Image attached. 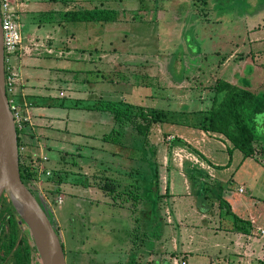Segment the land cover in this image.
I'll return each mask as SVG.
<instances>
[{
    "label": "rangeland",
    "instance_id": "374dc122",
    "mask_svg": "<svg viewBox=\"0 0 264 264\" xmlns=\"http://www.w3.org/2000/svg\"><path fill=\"white\" fill-rule=\"evenodd\" d=\"M12 1V7L18 9V14L14 12L15 27L21 39L8 55L15 69L22 67L25 57L33 55H80V65L85 68L81 70L80 90L86 93L91 88L89 84H94L88 83L93 73L87 70L91 64L87 56L95 55L96 90L106 89L107 97L120 98L99 100L97 105L103 111L79 112L88 115L85 117H89V130L96 136L90 141L93 149L85 150L88 162L80 170L68 163L62 168L55 167L54 172L59 175L52 180L32 181L35 174L32 164L39 150L38 146L29 149L31 144L23 142L27 146L25 157L21 155L22 163L27 167L31 164L28 171L32 175L25 184L36 192L43 210L58 229L66 264H126L131 250L140 254L141 261L149 254L143 264L151 263L156 252L152 258L150 250L158 245L151 240L155 232V238L162 241L159 242L162 250H172L177 242L172 231H176L178 224L174 223L168 186L172 176L177 182L181 178L173 170L183 168L196 183L192 200L194 205L201 206L203 159L184 140L174 135L166 138L165 124L155 122L144 137L127 120L119 127L109 108L121 111L130 108L135 112L141 108L151 113L159 100L158 108L165 112L166 120L194 126L202 123L203 108L209 106L219 79L228 78L235 88L251 92L241 85L252 59L260 67L255 76L260 87L258 94L264 95V0H80V9L106 5L119 11V19L79 21L74 22V27H70L71 21L63 20L65 11L59 13L60 3L56 0H45L41 6L34 5L32 0ZM156 12L162 23L159 22L158 26L162 25L159 29L148 21ZM171 16L179 26L172 25ZM137 17L143 19L141 27L132 23ZM72 29L73 37L67 34ZM61 36L64 37L59 40ZM58 41H66L73 51L67 53L65 45L57 47ZM227 58L231 65L222 72L219 68ZM233 59L239 61V71L234 73ZM149 82L155 90L146 87ZM136 90L143 96L155 93L159 99L144 102L152 107L135 104L131 100L136 98ZM10 93L15 99L17 90ZM225 95L224 91L215 98V106ZM84 96L85 105L93 102ZM106 110L112 116L111 128L96 122L109 116ZM250 121L260 134L264 130V111L254 113ZM114 127L119 129L117 143L105 141L102 137ZM194 144L199 147L203 141ZM41 152L46 154L44 148ZM92 158L100 164H89L94 161ZM19 225L20 233L32 244L28 228L23 222ZM167 256L164 257L168 259ZM30 264H41L34 251Z\"/></svg>",
    "mask_w": 264,
    "mask_h": 264
},
{
    "label": "crops",
    "instance_id": "0c3cea01",
    "mask_svg": "<svg viewBox=\"0 0 264 264\" xmlns=\"http://www.w3.org/2000/svg\"><path fill=\"white\" fill-rule=\"evenodd\" d=\"M46 1L32 0L36 6H41ZM56 1L60 3V7L57 8L59 13L60 10L64 12L74 8L80 9V0ZM104 6L100 8H105ZM92 8L94 7L85 6L82 9ZM115 11L116 20H118L119 11ZM159 17L160 15L156 12L154 16L148 18V21L153 22L152 25L150 24L153 28L159 29L162 26ZM142 20L137 17L132 23L135 27H141ZM169 21H174L173 26L180 24L173 16L169 17ZM74 22L79 21H71L70 27H74ZM159 22L161 23L160 27L158 26ZM66 23L69 22L66 21ZM73 32L72 29L70 33L67 31V34L73 37ZM157 36L158 31L156 38ZM63 37L61 36L59 40H62ZM67 40H69L68 37ZM66 41H58L56 46L65 48L63 47L65 45L67 53L72 52L73 48L69 47ZM76 42L78 43V41ZM87 57L91 63L87 70H92L90 73H93L88 83L94 84H89L91 88L86 93H81L82 90H80L81 70L85 69L80 65V55H33L23 59L21 74L24 83L16 88L15 99L28 119L24 122L20 139L22 143L31 144L29 149H35L37 146V150L44 148L49 158L47 165L54 169L57 166L62 168L71 163L75 168H78L77 170H80V166L88 162L84 158L85 150L93 149L90 148L92 145L90 141L95 140L96 136L89 130V117H85L88 115L80 113L82 111H88V113L103 111L97 102L111 98L104 93L106 89L105 91L96 90L94 62L96 58L95 55ZM228 60L229 58L219 70L224 72L231 65ZM252 61L249 60L250 65L247 71L250 77L247 76L246 79H243L241 86L264 98V95L258 94L259 90L257 89L260 87L255 82V76L260 72V67ZM232 64H234L232 66L233 73L234 70L238 69L237 71H239V61L234 62L233 59ZM225 81L231 86H235L232 80L226 78ZM146 85H148L147 88L156 89L150 82ZM236 86L239 84L237 83ZM216 87L214 85L215 92L213 91L210 95L209 106L203 108V117L215 104V98L217 100L218 95L223 93L217 91ZM138 92L139 90H136V98L131 100L135 104L152 107L154 105L144 102H155L159 99L155 93L143 96L138 95ZM123 94L124 98H127L128 94L126 92ZM84 95H87V99L90 98L93 102L85 105L83 103V100L86 99ZM119 99V97L111 98V100ZM155 106L154 109H159V100ZM106 112L108 111L106 110ZM248 112L250 111L248 110ZM108 115V117H100L101 119L96 122L111 128L113 120L109 112ZM91 118L96 119L95 117ZM81 124L85 126H81ZM163 124H165L164 128L167 127L166 132L169 134L166 138L174 135L180 140H184L191 144L199 152L198 155L202 157L203 203L201 206L194 205L192 199L196 193L194 188L196 183L189 178L183 168L182 171L173 170L182 179L177 182L172 176L168 186L169 200L173 201L174 223L178 224L175 228L176 231L174 229L172 231L175 233L177 242L172 250H162L159 243L162 241L157 240L155 238L157 232L153 234L154 231H152L151 234L155 236L151 240L153 244L158 245L150 250L151 257H154V252H156V256L148 264H264V130L260 134L253 130L252 146L254 151L252 154L244 156L242 150L235 147L233 142L219 131L181 125L175 121H165ZM252 125L254 129V124ZM199 141H203L202 147L194 144ZM27 145L24 144V146ZM93 160L89 164L94 163L95 159ZM95 163L100 164V162ZM240 188L243 189L242 192L239 190ZM130 252L132 254H129L131 257L126 259V264H143L145 263L144 258L150 257L148 254L141 261L140 254L134 250ZM137 255H139V259ZM165 255H168V259L164 257ZM147 258L146 260H148Z\"/></svg>",
    "mask_w": 264,
    "mask_h": 264
},
{
    "label": "trees",
    "instance_id": "16d2710c",
    "mask_svg": "<svg viewBox=\"0 0 264 264\" xmlns=\"http://www.w3.org/2000/svg\"><path fill=\"white\" fill-rule=\"evenodd\" d=\"M116 18V11L111 8L94 7L92 9L68 10L63 13L64 21L108 22L114 21ZM216 88L219 92L225 91V97L219 102V105L215 106L213 104L208 113L203 117L202 123L193 124L194 127L219 131L227 136L235 147L241 149L244 156L252 154L254 151L252 146L254 129L249 119L252 114L264 111V98L251 92L235 88L227 81L221 79L217 81ZM6 93L8 99H10L12 95L8 91V85H6ZM109 110L113 113L114 120L119 127L124 125V120H127L137 134L144 137L148 135L151 125L155 122L163 123L165 121H174L166 120L165 112L160 109L153 108L150 113L141 108L135 112L131 111L130 108L121 111L112 106ZM249 114L250 117H248ZM122 116L124 117L122 118ZM15 127L18 147H20L22 145L20 139L21 129L17 125ZM118 130V128L114 127L102 138L107 142L117 143L116 134ZM20 156L19 153L20 177L25 183V180L31 173L28 171V167L20 161ZM53 173L49 177V180H52L55 175H59L57 171H53ZM31 192L39 202V197L36 192L32 190ZM39 203L41 205V202ZM50 221L52 223L51 219ZM19 222H22L21 219L16 214L6 195H3L0 198V264H30L31 253L33 251L37 253L34 243L29 244L26 236L20 233ZM53 227L57 235L60 236L58 229L55 226Z\"/></svg>",
    "mask_w": 264,
    "mask_h": 264
},
{
    "label": "water",
    "instance_id": "95a60500",
    "mask_svg": "<svg viewBox=\"0 0 264 264\" xmlns=\"http://www.w3.org/2000/svg\"><path fill=\"white\" fill-rule=\"evenodd\" d=\"M6 195L28 228L41 264H66L63 246L50 219L21 180L17 131L6 93L0 16V198Z\"/></svg>",
    "mask_w": 264,
    "mask_h": 264
},
{
    "label": "built area",
    "instance_id": "2783aa9c",
    "mask_svg": "<svg viewBox=\"0 0 264 264\" xmlns=\"http://www.w3.org/2000/svg\"><path fill=\"white\" fill-rule=\"evenodd\" d=\"M12 2V0H0V16L3 32L4 66L6 70L5 82L6 85H8V91H12V93H14L16 88L23 85L24 79L21 74L20 66L15 69L8 58L9 53L16 49L21 41L19 32L15 27L16 16L14 15V12L18 14V9L16 7H12ZM9 106L13 114L15 125H17V127L22 130L24 127V122L28 119L27 115L21 110L20 105L17 104L13 97L9 99ZM25 149L26 148L22 143V145L19 147V153L24 157ZM22 156H20V160L23 162V159L21 158ZM48 160V156L41 152L40 148L39 154L34 158L32 164L33 168L31 170L35 173L33 177L31 175L32 181L40 180L42 183L44 180H48L49 177L52 176L54 168L47 165ZM29 166H31V164ZM239 190L242 192L243 189L240 188Z\"/></svg>",
    "mask_w": 264,
    "mask_h": 264
},
{
    "label": "flooded vegetation",
    "instance_id": "af4514ba",
    "mask_svg": "<svg viewBox=\"0 0 264 264\" xmlns=\"http://www.w3.org/2000/svg\"><path fill=\"white\" fill-rule=\"evenodd\" d=\"M22 223V222H21ZM19 224H20V222H19Z\"/></svg>",
    "mask_w": 264,
    "mask_h": 264
}]
</instances>
